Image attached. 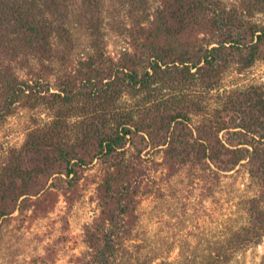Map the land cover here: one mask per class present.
<instances>
[{"label": "trees", "instance_id": "trees-1", "mask_svg": "<svg viewBox=\"0 0 264 264\" xmlns=\"http://www.w3.org/2000/svg\"><path fill=\"white\" fill-rule=\"evenodd\" d=\"M84 3L97 13L98 0ZM62 5L63 0H0V119L37 99L53 114L0 171V221L39 196L54 176L71 179L98 160L104 166L98 196L106 226L87 231L94 252L89 264H111L117 243L130 231L135 189L149 176L143 152L159 151L157 165L170 169L209 162L229 172L246 162L250 175L264 180V86L224 90L217 107L211 98L205 108L183 96L158 98L162 88L193 84L211 94L236 58L248 68L264 57V29L245 28L221 0H164L139 31L136 60L115 64L91 57L81 62L80 80L63 82L51 93L38 72L22 79L7 59L21 47L39 65L51 62L52 37L61 28L53 19ZM256 7L264 14V0H256ZM95 22L91 27L98 33ZM125 95H142L144 104L120 109ZM192 114L202 117L195 127ZM259 206L253 200L248 211L255 242L264 231Z\"/></svg>", "mask_w": 264, "mask_h": 264}, {"label": "rangeland", "instance_id": "rangeland-1", "mask_svg": "<svg viewBox=\"0 0 264 264\" xmlns=\"http://www.w3.org/2000/svg\"><path fill=\"white\" fill-rule=\"evenodd\" d=\"M163 2L98 0V11L93 14L84 0H63L53 19L61 28L52 37V61L39 65L21 47L7 61L22 79H32L37 74L34 71L38 72L51 86V93H56L63 82L80 80L81 62L91 57L115 64L136 60L139 31L150 25ZM221 2L228 12L235 11L248 30L264 29V14L256 0ZM92 21L98 22V33L93 31ZM251 86H264V57L248 68L236 58L211 94L193 84L177 90L162 88L158 98L183 96L202 108L211 98V106L217 107L215 100L224 90L243 91ZM142 101V95H125L117 106L132 109L144 104ZM52 116L47 103L37 99L18 104L12 115L0 119V171L30 134L45 128ZM201 118L192 114L191 124L195 127ZM142 155L149 176L133 193L130 231L117 243L111 264H264V231L255 242L248 214L253 200L258 199L257 214L264 219V180L251 176L246 162L229 172L219 171L209 162L170 169L157 165L162 162L159 151L149 149ZM103 173L104 166L96 160L71 179L54 176L39 196L19 203L20 209L0 221V264H89L94 252L87 231L106 226L98 196Z\"/></svg>", "mask_w": 264, "mask_h": 264}]
</instances>
